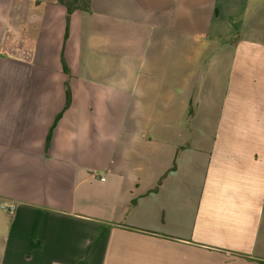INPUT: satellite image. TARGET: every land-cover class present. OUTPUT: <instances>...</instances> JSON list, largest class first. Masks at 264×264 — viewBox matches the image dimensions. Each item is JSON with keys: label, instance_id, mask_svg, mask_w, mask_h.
Listing matches in <instances>:
<instances>
[{"label": "crops", "instance_id": "obj_1", "mask_svg": "<svg viewBox=\"0 0 264 264\" xmlns=\"http://www.w3.org/2000/svg\"><path fill=\"white\" fill-rule=\"evenodd\" d=\"M0 264H264V0H0Z\"/></svg>", "mask_w": 264, "mask_h": 264}, {"label": "trees", "instance_id": "obj_2", "mask_svg": "<svg viewBox=\"0 0 264 264\" xmlns=\"http://www.w3.org/2000/svg\"><path fill=\"white\" fill-rule=\"evenodd\" d=\"M57 2L63 5L67 11V20L69 21L70 16L75 11H90L91 10V0H57ZM67 68L65 66V72ZM67 106L70 104L71 101V94L70 90L67 88Z\"/></svg>", "mask_w": 264, "mask_h": 264}, {"label": "built area", "instance_id": "obj_3", "mask_svg": "<svg viewBox=\"0 0 264 264\" xmlns=\"http://www.w3.org/2000/svg\"><path fill=\"white\" fill-rule=\"evenodd\" d=\"M15 206H11L10 208H9V213H13V211L15 210Z\"/></svg>", "mask_w": 264, "mask_h": 264}, {"label": "rangeland", "instance_id": "obj_4", "mask_svg": "<svg viewBox=\"0 0 264 264\" xmlns=\"http://www.w3.org/2000/svg\"><path fill=\"white\" fill-rule=\"evenodd\" d=\"M139 48H137L135 51H137ZM141 54V53H140Z\"/></svg>", "mask_w": 264, "mask_h": 264}]
</instances>
